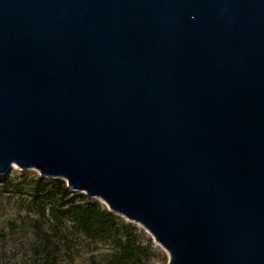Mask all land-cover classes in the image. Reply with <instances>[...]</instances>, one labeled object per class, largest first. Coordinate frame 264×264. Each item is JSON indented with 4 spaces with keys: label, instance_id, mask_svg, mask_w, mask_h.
Returning a JSON list of instances; mask_svg holds the SVG:
<instances>
[{
    "label": "water",
    "instance_id": "water-1",
    "mask_svg": "<svg viewBox=\"0 0 264 264\" xmlns=\"http://www.w3.org/2000/svg\"><path fill=\"white\" fill-rule=\"evenodd\" d=\"M141 225L168 264H264V0H0V175Z\"/></svg>",
    "mask_w": 264,
    "mask_h": 264
},
{
    "label": "rangeland",
    "instance_id": "rangeland-1",
    "mask_svg": "<svg viewBox=\"0 0 264 264\" xmlns=\"http://www.w3.org/2000/svg\"><path fill=\"white\" fill-rule=\"evenodd\" d=\"M41 178L44 177L37 170H24L16 165L0 175V264H104L111 250L110 241L88 238L67 219L39 217L38 203L66 210L71 198L61 202L45 198V192L53 188L56 179L45 178L43 183ZM70 190L74 195L85 196V201H97L107 208L97 198ZM115 216L134 228L143 247V253L132 264H168V254L147 230Z\"/></svg>",
    "mask_w": 264,
    "mask_h": 264
},
{
    "label": "trees",
    "instance_id": "trees-1",
    "mask_svg": "<svg viewBox=\"0 0 264 264\" xmlns=\"http://www.w3.org/2000/svg\"><path fill=\"white\" fill-rule=\"evenodd\" d=\"M45 182V178L40 179ZM51 190L45 192V198L55 201L70 198L66 210L59 206H48L38 203V213L41 219L58 221L67 219L85 236L93 240L110 241L111 250L104 259V264H132L143 253V247L137 240L134 228L130 224L119 221L114 213L103 207L97 201H85V196L74 195L65 181L56 179Z\"/></svg>",
    "mask_w": 264,
    "mask_h": 264
},
{
    "label": "bare ground",
    "instance_id": "bare-ground-1",
    "mask_svg": "<svg viewBox=\"0 0 264 264\" xmlns=\"http://www.w3.org/2000/svg\"><path fill=\"white\" fill-rule=\"evenodd\" d=\"M103 203V202H102ZM104 204V203H103Z\"/></svg>",
    "mask_w": 264,
    "mask_h": 264
}]
</instances>
